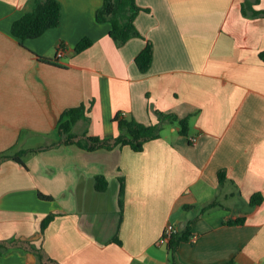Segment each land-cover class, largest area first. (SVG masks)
I'll return each mask as SVG.
<instances>
[{
  "label": "crops",
  "instance_id": "0c3cea01",
  "mask_svg": "<svg viewBox=\"0 0 264 264\" xmlns=\"http://www.w3.org/2000/svg\"><path fill=\"white\" fill-rule=\"evenodd\" d=\"M32 1L0 0V153L53 144L62 113L81 104L88 120L76 134L102 138L120 134L119 113L147 125L157 111L193 116L189 137L166 123L141 152L62 145L34 153L27 167L2 163L0 240L29 239L61 264H170L161 241L174 224L192 233L178 264H264V200L251 203L264 197V17L255 15L264 0H136L142 37L122 46L97 20L104 0H59L60 25L21 41L12 27ZM87 37L92 47L75 54ZM149 41L153 62L142 73L135 60ZM60 46L58 66L42 60ZM99 175L109 181L104 192ZM0 264L38 260L15 248L0 253Z\"/></svg>",
  "mask_w": 264,
  "mask_h": 264
},
{
  "label": "trees",
  "instance_id": "16d2710c",
  "mask_svg": "<svg viewBox=\"0 0 264 264\" xmlns=\"http://www.w3.org/2000/svg\"><path fill=\"white\" fill-rule=\"evenodd\" d=\"M33 9L21 18L16 20L12 27V34L24 41L28 38H37L43 35L46 31L52 28H56L61 23L62 17V4L59 0H33ZM143 8L137 5L136 0H104L103 7L97 12V20L99 22H109L111 25L110 36L119 45L126 44L129 40L142 37L140 31L136 26V19ZM244 13L246 12L245 4L243 7ZM255 15L264 17V10L256 11ZM93 45V40L90 38L82 39L75 47V54H80L89 49ZM154 49L153 43L148 42L146 47L136 57V65L142 73H146L150 70L153 62ZM261 59L264 61V51L260 53ZM42 60L45 63L57 65L59 61L57 58L54 60L43 57ZM60 66V65H59ZM87 107L85 104H81L78 107H72L66 109L57 125L58 139L51 145L40 147L37 149H25L14 150L9 149L0 153V165L6 161H15L24 167H27V159L30 154L38 153L43 150H49L62 145H77L86 151H96L100 149L113 150L117 147H130L135 152H141L144 150L146 143L158 139L162 136L163 128L166 123L176 125L180 127V134L189 137L190 132V120L193 115L185 118H180L176 114H167L161 111H157L158 122L155 124H144L133 118L128 119L121 113L117 114L114 121L118 123L120 134L114 138H102L100 136H91L87 132L83 134L74 133L75 125L82 119L88 120L86 113ZM219 178L221 184L225 182V171L219 172ZM96 189L100 192H104L109 187V181L103 175L95 177ZM121 191H120V204H121V218L120 224L123 219V207H124V193H125V179L120 178ZM40 198L44 200L52 201V196L40 194ZM264 197L262 194L257 193L253 195L251 203L253 205H259L263 202ZM219 205L218 201L212 202L207 207L203 208L205 212L215 206ZM190 208V206H188ZM56 214L48 215L42 222L41 232L46 231L50 223L55 219ZM244 219H240L232 223H244ZM191 228L180 231L175 234L170 244L167 246L169 251L170 264H178V249L183 242H187L191 237ZM114 242L122 244L119 237L114 238ZM21 249L37 258L38 264H61L57 259L53 258L46 249L42 246H38L36 243L29 239L12 238L0 240V253L5 254L11 249ZM228 264H239L231 262Z\"/></svg>",
  "mask_w": 264,
  "mask_h": 264
},
{
  "label": "built area",
  "instance_id": "2783aa9c",
  "mask_svg": "<svg viewBox=\"0 0 264 264\" xmlns=\"http://www.w3.org/2000/svg\"><path fill=\"white\" fill-rule=\"evenodd\" d=\"M63 55H64V49L62 48V46H60L56 58L59 60L62 58ZM190 140L193 144H196L198 142V137H192ZM178 233H180V229L176 225L168 224L161 242L166 244V246H168L171 242L172 237Z\"/></svg>",
  "mask_w": 264,
  "mask_h": 264
},
{
  "label": "rangeland",
  "instance_id": "374dc122",
  "mask_svg": "<svg viewBox=\"0 0 264 264\" xmlns=\"http://www.w3.org/2000/svg\"><path fill=\"white\" fill-rule=\"evenodd\" d=\"M103 4H104V3H103ZM102 7H103V6H102ZM102 7H101V8H102ZM80 130H81V126H80V125H79V126H76V127L74 128V133H78V132H80ZM56 135L58 136L57 131H56ZM165 135H166V136H170V130H169L168 127H166ZM57 136H55L56 139H57ZM32 155H34V154H30L28 158H30ZM95 184H96V179H95ZM42 222H43V221H42ZM41 227H42V223H41L40 228H41ZM40 232H41V230H40Z\"/></svg>",
  "mask_w": 264,
  "mask_h": 264
}]
</instances>
